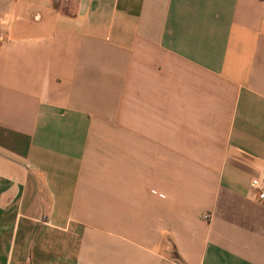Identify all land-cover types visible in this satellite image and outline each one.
I'll return each instance as SVG.
<instances>
[{
    "label": "crops",
    "instance_id": "crops-1",
    "mask_svg": "<svg viewBox=\"0 0 264 264\" xmlns=\"http://www.w3.org/2000/svg\"><path fill=\"white\" fill-rule=\"evenodd\" d=\"M254 179L264 0H0V264H264Z\"/></svg>",
    "mask_w": 264,
    "mask_h": 264
},
{
    "label": "built area",
    "instance_id": "built-area-1",
    "mask_svg": "<svg viewBox=\"0 0 264 264\" xmlns=\"http://www.w3.org/2000/svg\"><path fill=\"white\" fill-rule=\"evenodd\" d=\"M252 188L257 191V196L260 201H264V184L259 179H254L252 181ZM210 216L208 214L204 215L205 220H209Z\"/></svg>",
    "mask_w": 264,
    "mask_h": 264
},
{
    "label": "trees",
    "instance_id": "trees-1",
    "mask_svg": "<svg viewBox=\"0 0 264 264\" xmlns=\"http://www.w3.org/2000/svg\"><path fill=\"white\" fill-rule=\"evenodd\" d=\"M176 259H180L178 256H176Z\"/></svg>",
    "mask_w": 264,
    "mask_h": 264
}]
</instances>
